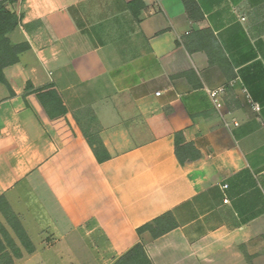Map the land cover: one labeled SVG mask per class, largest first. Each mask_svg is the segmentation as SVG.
<instances>
[{
  "label": "crops",
  "instance_id": "obj_1",
  "mask_svg": "<svg viewBox=\"0 0 264 264\" xmlns=\"http://www.w3.org/2000/svg\"><path fill=\"white\" fill-rule=\"evenodd\" d=\"M193 1L9 5L28 48L0 82V196L34 246L12 264H112L137 242L153 264H264V0ZM28 83L56 85L74 138Z\"/></svg>",
  "mask_w": 264,
  "mask_h": 264
},
{
  "label": "trees",
  "instance_id": "obj_2",
  "mask_svg": "<svg viewBox=\"0 0 264 264\" xmlns=\"http://www.w3.org/2000/svg\"><path fill=\"white\" fill-rule=\"evenodd\" d=\"M16 0H0V82L9 87L3 73V69L18 61V55L28 48L25 42L12 43L7 34L11 32L20 22V17L13 12L9 5ZM187 11L194 15V1L182 0ZM24 96L29 97L33 107L42 120V122L54 132L63 142H67L74 138V131L67 118V106L64 99L53 83H48L39 87H33L30 83L26 84V92ZM29 103L28 100H26ZM181 132L176 133V155L181 162L184 158L178 150V141ZM88 142L97 154L101 149L102 143L94 136L88 138ZM95 144V146H93ZM189 150L196 152L192 144H187ZM0 213L7 225L11 228L13 234L19 242H15L8 230L0 223V264H12L14 259L22 256V248L31 253L34 246L22 227L17 215L11 209L10 205L3 196H0ZM176 226V221L170 212L158 216L154 220L142 225L137 232L148 231L152 237H158ZM112 264H153L144 245L137 242L122 255H120Z\"/></svg>",
  "mask_w": 264,
  "mask_h": 264
},
{
  "label": "built area",
  "instance_id": "obj_3",
  "mask_svg": "<svg viewBox=\"0 0 264 264\" xmlns=\"http://www.w3.org/2000/svg\"><path fill=\"white\" fill-rule=\"evenodd\" d=\"M208 93H209V96L212 100V102L216 105V106H219L220 103H219V96L223 93V88L222 87H218V88H215V89H208ZM160 92H156V95H159ZM254 108L255 109H258V105L257 104H254ZM224 187H226V185H224Z\"/></svg>",
  "mask_w": 264,
  "mask_h": 264
}]
</instances>
